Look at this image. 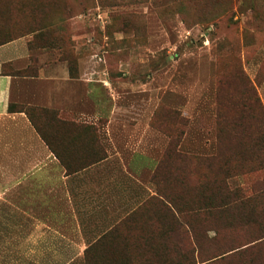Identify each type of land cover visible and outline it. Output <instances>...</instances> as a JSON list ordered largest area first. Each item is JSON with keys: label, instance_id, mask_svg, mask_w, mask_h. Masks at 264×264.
I'll return each mask as SVG.
<instances>
[{"label": "rangeland", "instance_id": "obj_1", "mask_svg": "<svg viewBox=\"0 0 264 264\" xmlns=\"http://www.w3.org/2000/svg\"><path fill=\"white\" fill-rule=\"evenodd\" d=\"M37 1L57 19L30 37L24 73L41 48L71 77L89 70L101 115L31 117L67 170L105 159L110 138L122 158L108 163L124 168L91 182L100 207L84 235L97 226L95 242L0 203V264H264V0Z\"/></svg>", "mask_w": 264, "mask_h": 264}, {"label": "crops", "instance_id": "obj_2", "mask_svg": "<svg viewBox=\"0 0 264 264\" xmlns=\"http://www.w3.org/2000/svg\"><path fill=\"white\" fill-rule=\"evenodd\" d=\"M3 2L5 0H0V4ZM6 2L15 4L29 1ZM38 16L44 21L45 13L31 10L29 6L20 9L0 6V34L15 32L16 21L22 23V20L29 21V18ZM46 18L53 21L57 19L54 13ZM54 25L47 26V29L54 32ZM37 33L22 34L0 44V203L25 213L35 228L50 229L53 235L64 238L74 237L75 242L96 238L95 242L101 237L97 235V226L84 235V228L89 225L87 217L91 216L93 207H100L99 201L88 204V201L97 199L91 198L95 194L91 182L95 179L102 181L109 168L115 166L116 171L124 168L123 164L108 163L109 157H121L116 147L117 141L110 138L109 143L110 146L113 144L114 152L107 147L110 154L105 159L69 171L61 161L63 156L59 148V151H55L50 147L34 124L35 119H31L26 110H10L9 105L22 104L33 108V113L48 109L54 111L48 112L51 117L60 119L64 116L67 122L97 123L101 108L96 101L93 103L92 95L93 88L97 89L102 79H90L89 70L81 71L77 78L71 77L66 63L57 60L55 54L46 48L39 49V66L35 75L14 74L13 71L26 69L31 64L33 50L29 47L30 37ZM72 123L65 125L60 122L66 128H72ZM79 127L84 132L88 130ZM100 130L105 138L106 125ZM70 143L63 147L71 149ZM142 162L146 163V160ZM113 226L104 232L107 233ZM150 226L153 223L149 221L139 222L138 232L143 233ZM150 237L148 234L139 236L140 239Z\"/></svg>", "mask_w": 264, "mask_h": 264}, {"label": "trees", "instance_id": "obj_3", "mask_svg": "<svg viewBox=\"0 0 264 264\" xmlns=\"http://www.w3.org/2000/svg\"><path fill=\"white\" fill-rule=\"evenodd\" d=\"M7 0H5V2H3V4H0V6H4V7H10V6H15V7H19V9L20 8H23V7H26V6H29L30 7V9L31 10H36V11H38V12H42L44 9H43V6L41 7V4H43V2L42 1H37V0H17V1H29L28 3H15V4H13V3H10V2H6ZM39 6V7H38ZM53 8V7H52ZM52 13H54V12H52ZM51 13V14H52ZM55 14V13H54ZM36 17V16H35ZM35 17H33L34 19H36ZM33 18H29L30 20L29 21H23L24 23H26L27 25H28V28L30 27V31H28V28H24V26H22L21 27V25H20V22L19 21H16L15 23H14V26H15V32H13V33H11V34H3V35H1L0 34V44H2V43H4V42H6V41H8V40H11V39H14V38H17V37H19V36H22V34H28V33H30V32H39V33H41L42 31H44L45 30V28L48 26V27H50V26H52V23L55 21H48V20H44V21H47V23H46V25L45 26H43L42 25V21H40V22H36V25L34 24V22H33ZM32 19V20H31ZM40 23V24H39ZM44 28V29H43ZM47 30H50V29H47ZM39 33H37V34H39ZM19 34V35H18ZM14 74H18V75H24V76H28L27 74H25L24 73V70H16V71H14ZM9 109L10 110H26V112L29 114V115H31V112H32V109L33 108H30V107H28V106H24V105H21V104H10L9 105ZM45 110V109H44ZM43 111V110H42ZM50 112H54V111H50ZM31 119H33V117H31ZM35 122V121H34ZM35 125H36V127H37V129L39 130V132L42 134V132H41V130H40V128L38 127V125L36 124V122L34 123ZM42 136L44 137V135L42 134ZM45 138V137H44ZM46 139V138H45ZM47 140V139H46ZM47 142H48V144L50 145V147L51 148H53V150H55V151H57L56 149H55V147H53L52 145H51V143L47 140ZM61 161H62V163L64 164V166L65 167H68V163H66L65 161H64V159H61ZM85 166V165H84ZM83 167V166H82ZM69 170V169H68ZM70 171V170H69ZM204 262H206V261H203V262H201V263H204Z\"/></svg>", "mask_w": 264, "mask_h": 264}]
</instances>
